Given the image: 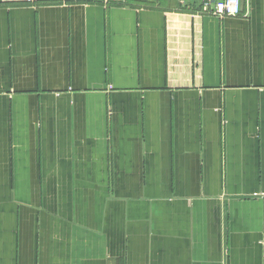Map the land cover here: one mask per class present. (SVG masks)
I'll use <instances>...</instances> for the list:
<instances>
[{"label": "crops", "instance_id": "0c3cea01", "mask_svg": "<svg viewBox=\"0 0 264 264\" xmlns=\"http://www.w3.org/2000/svg\"><path fill=\"white\" fill-rule=\"evenodd\" d=\"M195 1L0 0V264H264V0Z\"/></svg>", "mask_w": 264, "mask_h": 264}, {"label": "built area", "instance_id": "2783aa9c", "mask_svg": "<svg viewBox=\"0 0 264 264\" xmlns=\"http://www.w3.org/2000/svg\"><path fill=\"white\" fill-rule=\"evenodd\" d=\"M200 12L218 17L240 16L243 12L242 0H204Z\"/></svg>", "mask_w": 264, "mask_h": 264}, {"label": "trees", "instance_id": "16d2710c", "mask_svg": "<svg viewBox=\"0 0 264 264\" xmlns=\"http://www.w3.org/2000/svg\"><path fill=\"white\" fill-rule=\"evenodd\" d=\"M195 3L198 5L197 8L201 9V6H202L203 1L198 0L197 2L195 1Z\"/></svg>", "mask_w": 264, "mask_h": 264}]
</instances>
